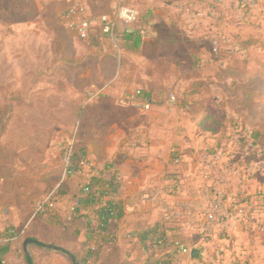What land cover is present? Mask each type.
Instances as JSON below:
<instances>
[{"label":"rangeland","instance_id":"rangeland-1","mask_svg":"<svg viewBox=\"0 0 264 264\" xmlns=\"http://www.w3.org/2000/svg\"><path fill=\"white\" fill-rule=\"evenodd\" d=\"M71 1L0 0V140L5 138L17 144L29 159H33L37 168L43 166L40 155L51 154V161L45 165L50 164L54 172L59 168L64 143L74 134L76 126L83 125L81 130L85 135L84 128H90L94 118L101 117L102 124L105 123L109 114H113L114 102L138 110H149L133 101L131 94L142 86L141 81L150 79L152 74L149 70L154 66L151 61L159 58V55L155 56L159 53V33L165 36L169 30L159 27V17L149 13V8L140 9L137 26L147 28L146 43L142 45L144 52L142 48L138 52L124 51L118 41L105 38L101 39L100 46L91 48L63 20ZM138 1L135 0L136 6ZM109 4L107 0H102L100 4L93 2L91 8L88 5L89 11L93 15L111 13L113 10ZM194 29L185 30L193 61L168 65L170 72L164 81L173 88L171 96L175 98L161 104L168 108L165 113H159V120H178L181 128V124L187 123L184 128L188 131L187 136H194V117L180 103L186 95L190 102L200 100L213 116L221 120H212V132L199 135L205 143L197 149L175 144L171 151L178 154L177 158L181 161L190 163L197 154L202 159L201 163L206 164L204 168L210 164L216 179L206 185V198L213 197L218 190L234 193L254 220L246 230L263 233L264 145L253 146L243 138H248L253 129L263 127L264 96L254 108L245 107L241 100L239 73L230 66L244 58L250 61L249 66H254L256 59H264V42L259 40L238 51L237 45L242 46L238 44L240 41L234 37L225 39L222 29ZM177 35L183 36L181 33ZM215 46L217 50H214ZM158 71L156 68V78ZM194 82L199 83L196 92L192 87ZM104 84H109L107 91L91 99L89 92ZM253 85L264 90L263 82ZM16 88L36 90V95H3L4 91ZM127 91L129 94L125 95ZM113 94L117 96L113 98ZM29 99L30 105L27 103ZM92 133H89L90 140L94 137L95 141L107 142L106 129L98 136ZM186 153L191 155L183 159ZM206 154L211 158L203 157ZM88 155L100 167L96 157ZM180 175L182 178L178 180L186 181L189 177L184 173ZM198 175L201 177V173ZM73 176L69 179H74ZM59 177L49 188L58 182ZM202 179L199 178L200 184H203ZM203 211V208L190 210L179 222L196 216V233L202 237ZM223 232L225 229H218L215 236ZM214 246L220 249L219 245ZM123 248L124 244L118 240L100 249L108 263L118 264ZM83 249L86 254L87 245Z\"/></svg>","mask_w":264,"mask_h":264},{"label":"crops","instance_id":"crops-1","mask_svg":"<svg viewBox=\"0 0 264 264\" xmlns=\"http://www.w3.org/2000/svg\"><path fill=\"white\" fill-rule=\"evenodd\" d=\"M101 1L93 0L99 4ZM107 1L111 10L118 2ZM93 2L86 0L90 8ZM144 2L138 1L137 8H149L159 17V27L169 28L167 35L159 33V53L155 55L165 58L168 65H183L193 61L189 36L185 33L187 28H220L225 39L237 38L240 41L238 44L250 38L264 42V0H260L254 7L240 6L238 0H225L223 4L217 3V0ZM194 31L195 29L191 32ZM177 33L183 36H178ZM145 40L146 37L143 44L146 43ZM198 43L200 44L199 41ZM241 47L243 46L237 45L236 49L239 51ZM141 48L144 52V46ZM124 94L129 93L127 91ZM3 95L32 97L36 95V90L23 91L16 88L4 91ZM116 96L117 94L112 95L113 98ZM30 102L29 99L27 103L30 105ZM45 104L49 105L48 102ZM167 108L165 105H152L148 111H143L114 102L113 114H109L105 123L102 124L101 117L94 118L91 127L84 128L86 134L83 143L87 152L96 157L100 167L111 162L119 175L120 187L116 199L122 202L124 215L110 226L117 237L116 241L124 244V253L121 254L118 264H145L147 254L135 234L157 222L164 223L167 228L168 245L163 253L173 255V264H264V231L260 233L246 230L250 224L239 217L222 222L206 240L196 233V216L192 215L186 222H179L186 212L197 208L204 209L209 199L206 198L205 187L215 181L216 177L211 165L204 168L206 164L201 163L202 159L192 151L188 152L194 154L190 163L181 161L177 158L178 154L171 151L175 144L197 149L205 142L197 134V123L194 119L196 131L192 137L187 136L188 131L184 129L188 126L187 123L181 124V128L178 120H159V113H165ZM104 129L107 130V142L100 139L95 141L94 137L90 140V131L98 136ZM184 151L182 148V152ZM24 153L17 144L1 138L0 244H7L9 247L5 264H27L23 243L29 237L65 249L77 259L86 258L87 252L84 254L83 249L86 245L85 220L80 218L71 222L72 198L86 176L75 174L74 179H69L65 184L67 186L56 204L59 214L57 219L39 216L31 220L37 200L46 193L59 174L58 170L54 172L50 164L45 165L51 161V154L42 153L40 160L43 161V166L37 168L33 159H29ZM188 153L186 156L184 154L183 159L190 157L191 154ZM203 157L211 158L209 154ZM180 173L189 176L186 181L178 180L182 178ZM198 173H201V177ZM199 178H203V184H200ZM157 192L159 197L154 201L151 197ZM166 203L185 206L186 209L179 218L166 221L162 212ZM197 215L200 216L199 213ZM27 224L24 236L9 240L8 235L12 229L20 230ZM218 229H225V232L215 236ZM176 240L186 245L190 252H179L174 246ZM214 245H219L220 249H216ZM77 246L80 248H76ZM101 249L97 255L88 259L87 264H110L103 257ZM28 251L33 264H74L63 251L37 243L29 244Z\"/></svg>","mask_w":264,"mask_h":264},{"label":"trees","instance_id":"trees-1","mask_svg":"<svg viewBox=\"0 0 264 264\" xmlns=\"http://www.w3.org/2000/svg\"><path fill=\"white\" fill-rule=\"evenodd\" d=\"M149 13L153 12L149 10ZM137 23L131 31L126 29L116 31V38L124 51L138 52L142 47L147 28L145 26H137ZM79 38L91 48L100 46L101 39L103 38L110 40V37L103 32V27L100 24L93 25L90 28L88 37ZM256 42V39L250 38L241 44L247 47V45ZM151 62L154 65L149 70L152 75H150V79L147 81H141L142 86L136 90L138 91L136 98L141 103L148 102L151 105H161L168 101L172 93L171 89L173 88H170L164 81L170 71L165 58L159 57ZM249 64L250 61L244 58L242 60H236L235 64L230 67L239 73V82L242 86V103L245 107L254 108L260 98L264 96V90L253 85L255 82H263L264 84V59H256L254 66H249ZM156 68L159 70V76L157 78L155 77ZM194 83L192 87L193 91L196 92L195 89H197L199 83ZM187 99L186 95L185 98L180 99V103L183 107H187L188 112L193 115V119L197 123V134L203 135L212 132L210 128L212 120L216 122H220L221 120L217 116H213L211 111L206 106L204 107L200 100L190 102ZM81 128L82 125L77 131L72 157L75 170L79 168L81 159L88 155L86 146L83 143L84 134ZM243 140L249 141L253 146L264 145V125L261 129H253L251 135L248 138H243ZM61 172L62 163L60 161L58 168L59 176ZM87 182L89 183L88 191L85 190ZM82 184L83 187H80L72 198L71 215H73V218L71 222L80 218L85 220L87 257L82 259L75 258L79 264H87L88 259L97 255L101 247L117 240L110 226L113 221H119L123 217L124 206L121 201L116 199L120 187L119 175L111 162H107L101 167L100 176L86 177ZM75 203H78V205H75ZM58 215L55 209L54 212L49 211L39 216L57 219ZM166 231L165 224L157 222L135 234L142 249L147 254L145 264H173V255L163 253L168 245ZM8 237H11V235L9 234ZM8 250L9 247L7 244H0V261L2 264H5V255ZM27 264H29L28 258Z\"/></svg>","mask_w":264,"mask_h":264},{"label":"built area","instance_id":"built-area-1","mask_svg":"<svg viewBox=\"0 0 264 264\" xmlns=\"http://www.w3.org/2000/svg\"><path fill=\"white\" fill-rule=\"evenodd\" d=\"M259 1L260 0H238V4L243 7H254ZM224 2L225 0H217V3L219 4H223ZM139 18L140 11L135 5V0H118L111 13H105L99 16H95L89 12L86 0H73L63 14V20L66 26L77 36L88 37L90 28L93 25L100 24L103 27V32L115 42L118 41L116 38V31L119 29L131 31ZM214 50H217V46H215ZM108 85L109 84H104L101 87L92 89L89 92L91 99L104 94L107 91ZM137 93L138 91L132 95V100L140 103L144 108L150 109L152 105L148 102L141 103L136 98ZM174 98V96H170L169 101H173ZM75 128L74 134L64 143L62 149V172L59 180L37 200L31 220L46 212L55 211L56 204L60 199L65 183L71 176L75 174H84L86 177L100 176L101 167H98L89 155H86L81 159L77 170L74 169L72 157L79 127L76 126ZM81 187H83V184ZM85 190H89L88 182L86 183ZM158 197L159 192L153 194L151 198L156 201L158 200ZM75 205H78V203H75ZM185 209V206L181 207L166 203L162 209L163 217L166 221L177 219L183 214ZM203 210L202 239L204 240L212 236L222 222L232 217H239L248 224H251L252 222V217L246 211L237 195L228 190H218L213 197L207 200ZM27 226L28 224L20 230L12 229L10 231L11 237H9V240H17L24 236ZM261 229L264 230V225H261ZM174 246L179 252H190L189 248L180 240L174 241Z\"/></svg>","mask_w":264,"mask_h":264},{"label":"water","instance_id":"water-1","mask_svg":"<svg viewBox=\"0 0 264 264\" xmlns=\"http://www.w3.org/2000/svg\"><path fill=\"white\" fill-rule=\"evenodd\" d=\"M30 243H37V244L42 245V246H45V247H51V248H54V249H56V250H61V251H63L64 253H66L68 256H70V258L72 259V261H73L74 264H79V262L77 261V259L75 258V256H74L71 252H69V251H67V250H65V249H62V248H60V247H58V246H55V245L45 244V243L40 242V241H38V240H35V239H33V238H26V239L24 240L23 246H24V250H25V252H26V254H27V258H28L29 264H33V261H32V258H31V254H30L29 251H28V245H29ZM0 264H2L1 261H0Z\"/></svg>","mask_w":264,"mask_h":264}]
</instances>
